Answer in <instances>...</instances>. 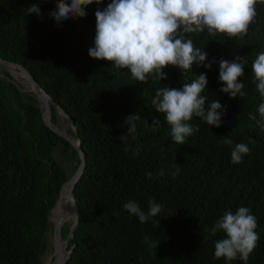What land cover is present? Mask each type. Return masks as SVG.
Wrapping results in <instances>:
<instances>
[{"label":"trees","instance_id":"obj_1","mask_svg":"<svg viewBox=\"0 0 264 264\" xmlns=\"http://www.w3.org/2000/svg\"><path fill=\"white\" fill-rule=\"evenodd\" d=\"M108 2L93 3L85 9L86 17L57 25L49 15L56 0H0V59L22 66L70 117L73 137L85 156L73 191L77 224L71 236L67 223L61 229L69 251L64 264H226L213 258L215 242L224 234L213 235L211 229L225 210L239 207L255 215L260 236L247 264H264V130L249 119V113L259 119L262 102L252 83L251 64L264 51V3L258 0L255 23L243 39L190 35L208 53V61L244 59V76L238 79L245 96L232 98L220 91L218 63L210 70L194 64L184 73L168 66L166 79L150 74L141 83L126 69L91 58L95 11ZM34 3L42 18L27 13ZM201 73L208 80L205 108L219 102L222 124L217 128L194 117L190 123L199 131L177 145L164 114L151 101L159 88L182 87ZM51 111V123L57 126L52 105ZM136 114V132L121 141L128 133L126 118ZM154 120L159 121L157 128L151 126ZM225 138L233 144L222 143ZM238 143L247 144L250 152L242 163L233 164L231 150ZM79 163L74 147L45 125L38 96L24 91L2 69L0 264H42L51 212ZM150 198L162 211L145 223L123 208L135 201L147 212ZM145 237L159 243L157 248Z\"/></svg>","mask_w":264,"mask_h":264},{"label":"clouds","instance_id":"obj_2","mask_svg":"<svg viewBox=\"0 0 264 264\" xmlns=\"http://www.w3.org/2000/svg\"><path fill=\"white\" fill-rule=\"evenodd\" d=\"M103 2L56 0V10L49 15L59 25L69 19L86 17L87 6ZM259 3H264V0H259ZM257 4L258 0H109L106 7H98L95 11L94 46L89 48L88 55L110 62L114 69H126L133 81L141 83L148 82L150 74L159 80L166 79L164 69L168 66L179 68L184 73L191 72L194 64L210 70L213 63H218V82L223 85L220 91L232 98H242L245 96L242 91L244 84L238 78L244 76V59L236 57L230 62L213 58L208 61V53L196 47L190 35L206 32L213 37L223 34L228 39H243L250 25L255 23ZM27 13L42 18L37 3L27 8ZM251 69L252 83L262 102L257 108L259 119L254 113H249V119L256 121L264 130V51L256 55ZM207 83L206 73H201L191 82L183 83L182 87H161L155 92L151 104L158 113L164 114L172 141L177 145L186 143L188 137L199 131L198 125L194 127L190 123L194 117L209 126L219 128L222 124L223 112L219 102L213 101L207 110L205 108L207 97L203 93ZM138 119L140 116L137 114L126 118L128 133L119 137L121 141H127L136 132L135 121ZM158 125L159 121L154 120L151 126L157 128ZM222 143L233 144L228 138ZM249 152L247 144H236L231 150V162L242 163ZM123 208L138 217L140 223L149 221L162 211V206L151 198L147 212L135 201L126 202ZM257 227V218L249 208L239 207L235 212L225 210L211 229L213 235L217 232L224 234L215 242L213 258H223L226 264L237 259L247 264L260 239L255 231ZM145 240L150 247L157 248L159 244L148 237Z\"/></svg>","mask_w":264,"mask_h":264},{"label":"water","instance_id":"obj_3","mask_svg":"<svg viewBox=\"0 0 264 264\" xmlns=\"http://www.w3.org/2000/svg\"><path fill=\"white\" fill-rule=\"evenodd\" d=\"M7 66L14 68L16 71L21 72L33 84L34 89H33L32 92L38 96V100L41 103V109L43 110V120H44L45 125L51 131L56 133L60 138H63L64 140L68 141L74 147V149L77 152L78 157L80 158L79 166L77 167L76 171L71 176V178L67 181V182H70V198H71V201H72L73 206H74V213L76 215L75 222L70 226L71 231H70L69 236H71L72 235V231H73L75 225L77 224V216H78V209H77V206H76V202H75V197H74L73 191H74V186H75L76 182L78 181L79 177L81 176V173H82V170H83V166H84V163H85V156H84V153H83V151L81 150V148L79 146V141L78 140H75L74 137L73 138L67 137L61 131L58 130L56 125H53L51 123V115H52L51 105L55 107L56 114H57V111L60 110L67 117V119L71 123L73 131H74V125L71 122L70 117L67 114H65L59 108V106L57 104H55L52 101V99L49 97V95H47L44 92V90L37 84V82L34 80V78L22 66L14 64V63H9V62H6V61L0 59V71L2 69H5L6 71H8L7 68H6ZM78 171H80V173H79L78 178H76V175H77ZM59 204H60V193H59V197L57 199L55 208ZM67 219H68V217H64L61 220H56V221L54 220L52 223H50V224H52V231H53V251L54 252L58 248L59 241L60 240H64L61 237V229L67 223ZM68 257H69V251H66V257H65L64 261L62 262V264L65 263V261L68 259Z\"/></svg>","mask_w":264,"mask_h":264},{"label":"bare ground","instance_id":"obj_4","mask_svg":"<svg viewBox=\"0 0 264 264\" xmlns=\"http://www.w3.org/2000/svg\"><path fill=\"white\" fill-rule=\"evenodd\" d=\"M6 68L17 79L21 80L24 77V75L21 72L15 71L14 68L9 67V66H7ZM24 85L27 91L29 92L33 91L34 89L33 84L28 79L24 81ZM57 113L59 114L58 116L60 117V119L63 120L62 123H64L63 125L64 129H61L57 126L58 130L61 131L67 137L71 136L73 138V136L70 133V129L72 126L67 122L66 120L67 117L60 110H58ZM66 124L68 125L66 126ZM79 173L80 171H78L76 178H78ZM63 186L64 187H62L61 192H60V204L54 209L52 218L53 219L55 218V221H56V220H61L64 217H68L67 221L74 223L76 215L74 214V206L70 198V182H66ZM65 243H66L65 240L59 241V245H58L57 252H56L57 257H56L55 264H62V262L64 261L66 257Z\"/></svg>","mask_w":264,"mask_h":264},{"label":"rangeland","instance_id":"obj_5","mask_svg":"<svg viewBox=\"0 0 264 264\" xmlns=\"http://www.w3.org/2000/svg\"><path fill=\"white\" fill-rule=\"evenodd\" d=\"M8 70V69H7ZM9 71V70H8ZM16 71V70H15ZM9 73L14 77V75L9 71ZM15 79L19 82V84L22 86V88H23V90L24 91H27L26 90V88L24 87L25 85H24V81L25 80H27V78L24 76L21 80H19V79H17L16 77H15ZM59 114L57 113V117H58V120H59V124L57 125L59 128H61V129H64V127H63V125H64V123H62L63 122V120H61L60 119V117L58 116ZM67 120V122L71 125V123L69 122V120L68 119H66ZM68 124H66V126H67ZM61 126V127H60ZM72 131H73V128L71 127V129H70V133H71V135L73 136V134H72ZM70 138H72L71 136H69ZM58 158L60 159V161L61 162H63L62 163V165L64 166V167H66V163L64 162V159H63V157H61L60 156V154L58 155ZM74 159H75V162H74V164H76V158L74 157ZM68 168H69V166H68ZM67 170V173L68 174H70L69 173V169H66ZM76 171V170H75ZM74 174V173H73ZM72 174V175H73ZM71 175V176H72ZM55 209V208H54ZM54 209L52 210V212H51V215H50V223H52L54 220H55V218L53 219L52 217H53V211H54ZM75 214V213H74ZM76 219V218H75ZM74 222H75V220H74ZM73 223H71V222H68L67 221V225L70 227L71 225H72ZM47 238H48V248H47V251L45 252V254L43 255V257H42V264H55V261H56V252H57V250L54 252L53 251V231H52V224H50V229H49V231H48V233H47ZM65 247H66V251H67V240H65Z\"/></svg>","mask_w":264,"mask_h":264}]
</instances>
